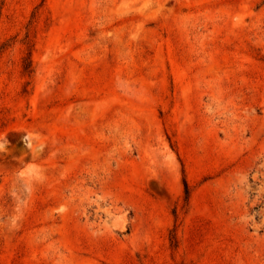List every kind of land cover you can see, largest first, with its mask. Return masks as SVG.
<instances>
[{
  "label": "rangeland",
  "instance_id": "1",
  "mask_svg": "<svg viewBox=\"0 0 264 264\" xmlns=\"http://www.w3.org/2000/svg\"><path fill=\"white\" fill-rule=\"evenodd\" d=\"M0 264H264V0H0Z\"/></svg>",
  "mask_w": 264,
  "mask_h": 264
},
{
  "label": "trees",
  "instance_id": "2",
  "mask_svg": "<svg viewBox=\"0 0 264 264\" xmlns=\"http://www.w3.org/2000/svg\"><path fill=\"white\" fill-rule=\"evenodd\" d=\"M184 186H185V191H186V193H187V186H186V184L184 183Z\"/></svg>",
  "mask_w": 264,
  "mask_h": 264
}]
</instances>
